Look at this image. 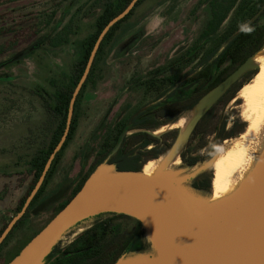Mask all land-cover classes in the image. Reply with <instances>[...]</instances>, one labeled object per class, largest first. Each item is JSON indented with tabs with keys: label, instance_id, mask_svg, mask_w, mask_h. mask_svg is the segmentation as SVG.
I'll list each match as a JSON object with an SVG mask.
<instances>
[{
	"label": "rangeland",
	"instance_id": "374dc122",
	"mask_svg": "<svg viewBox=\"0 0 264 264\" xmlns=\"http://www.w3.org/2000/svg\"><path fill=\"white\" fill-rule=\"evenodd\" d=\"M207 3L208 0H144L138 6L131 19L132 26L124 34L119 32L115 45L101 64V80L84 91L76 111V129L49 177L44 198L33 206L8 239L0 251V264L7 263L55 215L58 206L68 198L99 153L106 132L114 129L120 121L125 120V126H129L132 116L152 101L153 93H143L133 81L146 77L149 71L162 68H182V72L193 68L196 61L184 65L180 55L198 38L206 19ZM97 4V0H0V76H8L9 79L0 81V230L17 213V203L30 183L27 161L34 150L47 141L46 135L50 136L38 94L51 93L61 84L63 76L71 73L80 56L83 39L93 31L92 22L99 12ZM152 16L163 18L162 25L156 30L150 28ZM69 23L72 30L68 43L59 47L48 45L47 39ZM199 50L197 60L206 50L204 42ZM251 70L257 72L258 69ZM242 103L236 93L219 107L215 118L220 120L234 112L245 130L248 123L241 116ZM193 109L183 122L184 119L191 121L199 112L196 107ZM183 114H188V111ZM171 125H162L149 132L160 135L171 129L180 131L179 125ZM136 131L129 129L125 136ZM190 134L177 149L179 164L172 167L175 175L166 182V186L194 204L201 198L192 191L190 181L177 183L175 180L191 174H208L211 179L210 167L199 174L195 171L235 138L220 140L217 133L208 135L204 148L196 153L199 162L193 169L180 157L195 142L188 143ZM108 159L109 155L98 166L109 167L110 172H115ZM153 160L156 159L148 161ZM98 215H88L73 222L55 245L60 249L70 246L84 231L102 220H112V224L118 225L125 236L136 233L134 218ZM139 243L142 251L128 253L121 264L161 263L160 251L150 254L155 251V246L143 234ZM60 257L57 255L45 264L58 261Z\"/></svg>",
	"mask_w": 264,
	"mask_h": 264
},
{
	"label": "trees",
	"instance_id": "16d2710c",
	"mask_svg": "<svg viewBox=\"0 0 264 264\" xmlns=\"http://www.w3.org/2000/svg\"><path fill=\"white\" fill-rule=\"evenodd\" d=\"M129 1L97 0L99 12L92 22L93 31L83 39L80 46V56L74 63L71 73L64 75L61 84L56 86L51 93L44 92L43 94H38L41 99V106L46 114L47 122L45 123L48 124L47 129L51 132H49L50 136L46 135L47 141L42 142L27 161L31 180L27 190L17 203L16 212L22 207L25 198L36 183L49 155L63 133L72 91L84 70L87 58L98 34L111 18L126 7ZM143 1L138 0L133 9L124 18L115 23L104 36L96 52L89 74L76 98L66 140L61 149L55 154L49 170L40 188L31 200L27 211L0 244V251L14 230L25 220L33 206L44 198L43 194L49 177L54 172L59 157L68 142L72 139L76 129L78 121L76 111L85 89L89 86H96L98 81L101 80V64L104 62L107 53L115 45L119 32L124 34L132 26L131 19ZM225 21L226 24H224ZM71 30V24H66L59 32L47 39V44L52 47H59L68 43ZM202 42H204L206 50L197 60ZM263 44L264 0H208L206 19L198 38L180 55V59L184 65L196 61L193 68L186 72H182V68L175 70H172V68H162V70L149 71L146 77H139L133 81L134 86L141 89L143 93H153L152 101L145 106L144 110L138 111L132 116L129 126H125V120L120 121L116 123L114 129H109L106 132V136L103 137L100 143L99 153L94 156L86 174L73 188L68 198L58 206L56 213L64 207L81 188L90 173L111 152L121 132L128 131L129 129L137 130L124 136L119 149L108 159V164L114 165L115 170L118 172L141 171L146 161L157 159L166 154L175 141L178 130L171 129L160 135H154L149 131L172 123L179 115L193 109L203 95L234 71L246 58L257 52ZM255 73V70L246 72L206 110L194 126L188 139V143L195 141L194 144L180 154L185 164L190 166L199 161L196 153L204 147L205 138L208 135L217 133L220 140H232L244 131L243 123L234 112L227 114L220 120L219 118H215V113L219 107L224 106L230 101L239 89L249 82ZM7 78L8 76H0V81L9 80ZM131 80H134V78H131ZM171 88L173 90L169 91ZM204 182L197 176L190 181V184L196 188H203L206 184ZM208 185L210 186V183ZM107 215L117 218H132L125 214L114 213H102L98 216ZM111 221L102 220L96 222L76 238L70 246L63 249L54 245L44 258L43 263L45 264L51 258L61 255L58 261L55 260L56 262L54 261L51 264H113L122 254L127 255L132 252H141L142 246H140L139 241L143 231L141 230L142 225L140 222L134 219L137 224L136 233L125 236L120 232L118 225L112 224ZM3 229L0 230V234ZM149 253L154 255L155 251Z\"/></svg>",
	"mask_w": 264,
	"mask_h": 264
},
{
	"label": "water",
	"instance_id": "95a60500",
	"mask_svg": "<svg viewBox=\"0 0 264 264\" xmlns=\"http://www.w3.org/2000/svg\"><path fill=\"white\" fill-rule=\"evenodd\" d=\"M137 1L130 0L98 34L84 70L72 91L63 133L22 207L1 232L0 244L27 211L55 154L66 140L76 98L89 74L100 43L109 29L124 18ZM252 56L246 58L234 71L203 95L195 106L199 112L190 121L187 133H191L206 110L222 94L246 72L257 68L251 61ZM126 132H121L117 143L108 154L109 158L119 149ZM179 138L180 132L170 149L178 144ZM216 157L217 153L213 154L195 172L199 174L205 171ZM110 170L109 167L97 166L64 207L7 264H42L52 247L73 222L88 215L114 212L139 221L143 228H147L154 235L158 247L168 252L174 264H264V177L240 221L219 241L214 242L194 212L193 205L166 186V182L174 177V173L149 177L140 175L141 171L110 172ZM195 177V174H191L175 182L191 181ZM156 250L159 252L155 247V252ZM125 258L126 254H122L113 264H121Z\"/></svg>",
	"mask_w": 264,
	"mask_h": 264
},
{
	"label": "bare ground",
	"instance_id": "6f19581e",
	"mask_svg": "<svg viewBox=\"0 0 264 264\" xmlns=\"http://www.w3.org/2000/svg\"><path fill=\"white\" fill-rule=\"evenodd\" d=\"M251 61L258 70L237 92L243 101L241 116L248 124L228 147L218 150L217 157L209 165L212 169L209 194L192 204L198 219L214 242L219 241L240 221L264 177V44L253 54ZM194 110L170 123L171 126L179 125L178 144L156 160L146 162L140 175L160 176L172 172V167L179 164L177 149L187 137V124L190 121L185 119ZM143 236L159 249L160 264H174L168 252L158 247L154 235L145 227Z\"/></svg>",
	"mask_w": 264,
	"mask_h": 264
},
{
	"label": "flooded vegetation",
	"instance_id": "af4514ba",
	"mask_svg": "<svg viewBox=\"0 0 264 264\" xmlns=\"http://www.w3.org/2000/svg\"><path fill=\"white\" fill-rule=\"evenodd\" d=\"M188 111H190V110H188ZM185 112H187V111H185ZM202 148H204V147H202ZM202 148H201V149H202ZM197 162H199V161H197ZM197 162L194 163V164H192V165H190V166H194V165H196ZM196 177H197V176H196ZM199 178H200L201 180L205 181L204 183H206V184L203 186V188H196V187H194V186H191V188H192V191L194 192V194H195L197 197H199V198H204L205 196H207V193H208V189H209V185H208V183H210V176H209L208 174H202L201 176L199 175ZM206 181H207V182H206Z\"/></svg>",
	"mask_w": 264,
	"mask_h": 264
},
{
	"label": "clouds",
	"instance_id": "9594fccd",
	"mask_svg": "<svg viewBox=\"0 0 264 264\" xmlns=\"http://www.w3.org/2000/svg\"><path fill=\"white\" fill-rule=\"evenodd\" d=\"M150 28L152 30H156L158 29L162 23H163V18L162 17H158V16H152L150 17Z\"/></svg>",
	"mask_w": 264,
	"mask_h": 264
}]
</instances>
